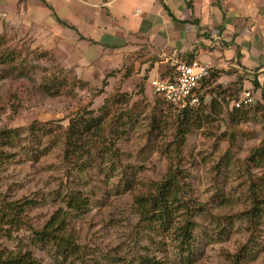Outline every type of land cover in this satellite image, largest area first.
<instances>
[{"label":"rangeland","instance_id":"1","mask_svg":"<svg viewBox=\"0 0 264 264\" xmlns=\"http://www.w3.org/2000/svg\"><path fill=\"white\" fill-rule=\"evenodd\" d=\"M1 21L0 197L29 205L26 225L0 231V252L28 251L38 264H141L142 258L264 264V154H252L264 139L263 61H251L247 53L249 69H235L227 59L214 63L220 67L199 84V104L181 140L177 129L186 120L153 95L155 72L149 71L152 63L144 65L147 55L125 58L111 77L110 71L79 77ZM173 71L161 65L156 73L167 79ZM245 91L250 103L235 111ZM90 117L101 118L100 133L78 132L65 145L70 123ZM169 173L182 185L177 198L186 208L173 215L169 228L153 230L134 199L152 194L151 184ZM68 195L85 200V207L68 208ZM253 199L260 208L256 224L246 214ZM54 215L72 240L66 253L52 243L35 244L29 229H41ZM189 215L186 249L174 232Z\"/></svg>","mask_w":264,"mask_h":264},{"label":"crops","instance_id":"2","mask_svg":"<svg viewBox=\"0 0 264 264\" xmlns=\"http://www.w3.org/2000/svg\"><path fill=\"white\" fill-rule=\"evenodd\" d=\"M0 17L79 77L138 53L154 79L178 62H264V0H0Z\"/></svg>","mask_w":264,"mask_h":264},{"label":"trees","instance_id":"3","mask_svg":"<svg viewBox=\"0 0 264 264\" xmlns=\"http://www.w3.org/2000/svg\"><path fill=\"white\" fill-rule=\"evenodd\" d=\"M5 57H8L5 56ZM109 76L112 73L108 74ZM210 75V74H209ZM207 79V78H206ZM206 79H204L200 84H202ZM260 96L264 101V83L260 88ZM159 101V100H158ZM192 109V108H191ZM190 108H184L179 111V114H182V120L186 122L181 123L180 127L177 129L179 139L182 140L184 135L189 131L190 123L188 117L191 114ZM264 109V106H262ZM235 111L238 109L234 108ZM231 122L235 123L236 116L231 113ZM239 114V116H243ZM264 115V113H263ZM101 118L90 117L88 119L83 118L79 124L70 123L68 129L65 133V145H69L72 138H75L78 132H87L90 129H95V131L100 133L103 128L101 126ZM4 133L5 130L0 132V153H2V146L4 145ZM88 151V150H87ZM86 151V152H87ZM254 156H262L264 154V139L261 141L259 146L252 153ZM252 155V156H253ZM1 161V160H0ZM152 194L146 196H139L134 199V206L140 218L147 220L149 226L156 229H167L170 227V222L173 215L179 212L184 203L179 204L180 194L182 193V185L180 184L177 175L174 173L166 174L163 179L158 183L151 184ZM29 202H6L3 198L0 197V231L3 229H10L14 227H19L25 224V217L23 216L24 207H27ZM85 200L80 199L77 195H68L66 200V206L71 209H80L85 207ZM188 208V207H187ZM246 214L249 215L248 221L252 224H256L260 218V208L257 203V200H252V206ZM192 216H188L185 221L177 226L174 234L176 240H179L180 246H185L187 249L191 243V230H192ZM63 219L57 216H52L41 229L34 230L29 227L33 233V241L35 244L41 243H52L59 253H66V250L70 247H73L71 237L63 233L62 229ZM3 233L8 234V230H3ZM237 257H239L237 255ZM238 258H236V261ZM153 259L142 258L141 264H157ZM0 264H38L36 260L31 256V253L28 251L22 252L19 251L15 254L7 255L3 252H0Z\"/></svg>","mask_w":264,"mask_h":264},{"label":"built area","instance_id":"4","mask_svg":"<svg viewBox=\"0 0 264 264\" xmlns=\"http://www.w3.org/2000/svg\"><path fill=\"white\" fill-rule=\"evenodd\" d=\"M213 66L208 63L178 62L174 66L171 77L167 79L156 78L150 81V87L154 96L166 106L177 112L184 108H193L199 104V84L209 77ZM250 93L242 92L239 100L234 104L235 108L247 107L250 103Z\"/></svg>","mask_w":264,"mask_h":264}]
</instances>
